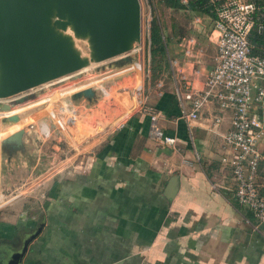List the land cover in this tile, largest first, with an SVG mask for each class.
Wrapping results in <instances>:
<instances>
[{"label": "crops", "instance_id": "crops-1", "mask_svg": "<svg viewBox=\"0 0 264 264\" xmlns=\"http://www.w3.org/2000/svg\"><path fill=\"white\" fill-rule=\"evenodd\" d=\"M214 18L192 15L193 32L168 43L169 63L175 64L145 96L140 97L142 69L121 70L137 71V107L112 129L104 128L105 117L86 114L97 122L82 131L84 161L64 162L69 163L65 172L40 177L45 188L32 209L0 211V264L8 263L41 222L22 264H264V222L256 226L252 212L234 196L223 139L230 112L211 97L196 119L187 123L180 115L178 92L200 93L215 64ZM188 36L196 39L190 55L184 53ZM183 103L192 109V100ZM152 113L158 114V126L176 137L175 145L149 135ZM259 149L258 182L264 194V135ZM172 176L179 185L168 199Z\"/></svg>", "mask_w": 264, "mask_h": 264}, {"label": "water", "instance_id": "water-1", "mask_svg": "<svg viewBox=\"0 0 264 264\" xmlns=\"http://www.w3.org/2000/svg\"><path fill=\"white\" fill-rule=\"evenodd\" d=\"M141 40L139 0H0V112L29 106L84 82L87 77L80 74L93 64L109 60L104 72L140 62L135 52ZM96 99V89L86 87L60 97L59 102L75 107L79 101L94 105ZM15 112L2 117V122L19 121ZM61 112V106L53 107L54 114ZM51 117L30 122L27 130L1 139L0 150L23 151L26 134L49 125ZM178 185V177L172 176L166 186L168 199ZM42 224L23 239L7 264H22Z\"/></svg>", "mask_w": 264, "mask_h": 264}, {"label": "rangeland", "instance_id": "rangeland-1", "mask_svg": "<svg viewBox=\"0 0 264 264\" xmlns=\"http://www.w3.org/2000/svg\"><path fill=\"white\" fill-rule=\"evenodd\" d=\"M139 1L141 6L142 40L135 54L136 57L140 58V62L133 63L129 67L137 65L138 67L136 66V68L138 70L142 69L143 80L140 97H143L149 93V90L153 91L157 87V81L165 77L169 69V57H171L167 52V55L165 54L157 62H155L157 58L151 59L148 27L152 16L156 15L166 32L174 24H178L177 27L183 29L185 34L192 33L194 28L193 19L185 10L170 9L160 0ZM200 25L203 26L204 23ZM197 26L195 27L197 28ZM172 29L175 28L172 27ZM82 46L84 47V44ZM108 61L93 64L82 70L80 76L87 77L82 83L67 87L62 91H55L46 99L20 110L0 112V120L3 116L10 115L15 111L21 116L20 120L14 123L7 120L2 122L1 120V140L16 130L22 128L27 130V124L30 122H37L38 119L47 118L53 107L65 105V102H59L60 97L86 87H94L97 91L96 104L91 105V103L88 104L86 101L76 103L75 108L80 109V113L78 111L75 123L64 125L62 121V126L65 128L66 133L59 129L60 126L58 127L53 123L54 121L51 117L49 125L54 131L49 138L41 137L40 129L31 130L24 137L26 139L24 140L25 149L23 151L8 154V152L0 150V211L10 209L13 212H18L21 209H32L34 204H38V199H42L40 192L45 188L46 182L39 181L40 177H48L61 169L60 173H63L65 172L63 168H66L69 163L73 162L72 165H77L76 163L79 160L84 161V151L80 152L79 146L84 144L82 131L91 128L97 122V119L92 120L93 114L99 116V118L105 117L104 128L112 129L123 119L127 112L131 111V107L135 104L137 107L136 92L133 90L136 69L121 71L126 68L124 67L122 69L101 71ZM121 92L125 93L123 98ZM88 113L93 114L88 117L86 115ZM62 115L64 114L61 113L60 116ZM63 118L65 119V116ZM86 139H90V137ZM67 161L69 163L65 164L64 162ZM62 163L65 165L61 166ZM78 169H81V167Z\"/></svg>", "mask_w": 264, "mask_h": 264}, {"label": "built area", "instance_id": "built-area-1", "mask_svg": "<svg viewBox=\"0 0 264 264\" xmlns=\"http://www.w3.org/2000/svg\"><path fill=\"white\" fill-rule=\"evenodd\" d=\"M259 6L253 0H221L215 5L214 30L217 33V54L215 64L207 74L200 93L178 92L181 103L180 115L187 123L198 117L200 107L213 97L221 110L230 112V126L223 134L228 145L231 177L236 201L248 208L256 226L264 222V194L258 182V167L263 158L259 149L264 135V50L254 51L255 45L250 37L253 31L261 33L264 25L259 20ZM199 22V18L195 17ZM184 53L190 55L196 39L188 36L184 43ZM175 64V61H170ZM183 99L192 100V109L187 110ZM62 114L67 109L68 117L63 119L51 111L53 123L62 126L76 121L74 106L61 105ZM63 119V120H62ZM158 114L150 115L149 135L155 140L173 146L177 139L166 134L158 126ZM215 123L221 117L215 118ZM66 127V126H65ZM53 129L40 128V135L49 138Z\"/></svg>", "mask_w": 264, "mask_h": 264}, {"label": "trees", "instance_id": "trees-1", "mask_svg": "<svg viewBox=\"0 0 264 264\" xmlns=\"http://www.w3.org/2000/svg\"><path fill=\"white\" fill-rule=\"evenodd\" d=\"M165 6L173 10H185L192 17L193 14L215 17L214 8L221 0H160ZM259 6V20L264 25V0H253ZM178 24L170 26L166 32L161 26L156 15H153L149 21L148 40L150 46L151 59L157 62L161 57L167 55V44L170 41H180L185 35V31ZM174 27L175 29H172ZM177 27V30H176ZM174 30V31H172ZM255 45L254 51L261 53L264 50V31L261 33L253 31L250 37ZM164 71V70H163ZM264 111V107H263Z\"/></svg>", "mask_w": 264, "mask_h": 264}, {"label": "bare ground", "instance_id": "bare-ground-1", "mask_svg": "<svg viewBox=\"0 0 264 264\" xmlns=\"http://www.w3.org/2000/svg\"><path fill=\"white\" fill-rule=\"evenodd\" d=\"M103 89L105 90V88L103 87ZM12 111V110H11ZM46 126V125H43V127ZM48 126V125H47Z\"/></svg>", "mask_w": 264, "mask_h": 264}]
</instances>
